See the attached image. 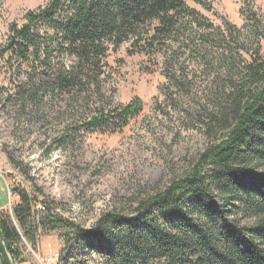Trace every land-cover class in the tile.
Segmentation results:
<instances>
[{"label": "rangeland", "instance_id": "374dc122", "mask_svg": "<svg viewBox=\"0 0 264 264\" xmlns=\"http://www.w3.org/2000/svg\"><path fill=\"white\" fill-rule=\"evenodd\" d=\"M49 1L0 0V210L11 214L21 190L38 199L36 211L50 202L55 214L92 231L104 213L127 214L131 201L181 174L205 148L193 118L222 87L226 56L247 62L259 49L264 57V0H187L212 28L185 19L161 51L138 53L125 43L110 51L97 82L77 93L61 90L56 80L57 62L67 68L72 58L55 52L46 69L5 52L10 26ZM250 10L258 25L247 31L235 33L221 19L239 29ZM171 77L180 79L182 90L172 88ZM135 97L144 109L127 127L86 129L98 110ZM254 173L264 176V165ZM237 219L241 226L256 224ZM72 233L43 230L36 244L23 238L20 264H48L50 258L53 264H103Z\"/></svg>", "mask_w": 264, "mask_h": 264}, {"label": "trees", "instance_id": "16d2710c", "mask_svg": "<svg viewBox=\"0 0 264 264\" xmlns=\"http://www.w3.org/2000/svg\"><path fill=\"white\" fill-rule=\"evenodd\" d=\"M186 1L51 0L10 26L5 52L23 65L40 63L46 69L55 52L72 58L67 68L57 62L56 80L61 90L77 93L97 82L110 51L125 43L138 53L148 47L161 51L185 19L212 28ZM251 12L239 29L221 19L235 33L247 31L258 25ZM222 66V87L193 118L207 145L181 174L131 201L127 214L104 213L92 231H84L55 214L50 202H41L45 212L40 215L38 199L17 190L11 214L0 210L14 263L24 262L23 238L36 244L43 230L69 228L103 264H264V176L254 173L264 165V57L256 49L249 61L226 56ZM170 79L172 88L182 90L180 79ZM143 109L135 97L98 110L86 129L118 132ZM238 215L256 224L241 226Z\"/></svg>", "mask_w": 264, "mask_h": 264}, {"label": "water", "instance_id": "95a60500", "mask_svg": "<svg viewBox=\"0 0 264 264\" xmlns=\"http://www.w3.org/2000/svg\"><path fill=\"white\" fill-rule=\"evenodd\" d=\"M0 255H1L3 264H15L11 255L6 249L4 236H3L1 228H0Z\"/></svg>", "mask_w": 264, "mask_h": 264}, {"label": "built area", "instance_id": "2783aa9c", "mask_svg": "<svg viewBox=\"0 0 264 264\" xmlns=\"http://www.w3.org/2000/svg\"><path fill=\"white\" fill-rule=\"evenodd\" d=\"M38 208H40V209H37L38 213H40V215L44 214L45 207L43 205H39ZM48 264H53L52 258H50V260H48Z\"/></svg>", "mask_w": 264, "mask_h": 264}]
</instances>
